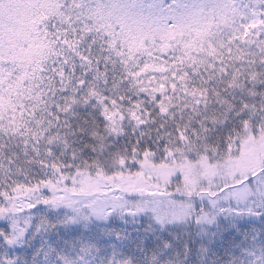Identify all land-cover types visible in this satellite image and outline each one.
<instances>
[{
	"label": "snow or ice",
	"instance_id": "obj_1",
	"mask_svg": "<svg viewBox=\"0 0 264 264\" xmlns=\"http://www.w3.org/2000/svg\"><path fill=\"white\" fill-rule=\"evenodd\" d=\"M0 264H264V0H0Z\"/></svg>",
	"mask_w": 264,
	"mask_h": 264
}]
</instances>
